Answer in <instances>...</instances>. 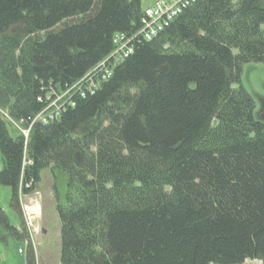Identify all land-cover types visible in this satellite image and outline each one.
Listing matches in <instances>:
<instances>
[{"label":"trees","instance_id":"16d2710c","mask_svg":"<svg viewBox=\"0 0 264 264\" xmlns=\"http://www.w3.org/2000/svg\"><path fill=\"white\" fill-rule=\"evenodd\" d=\"M263 4L197 0L148 40L141 0H0V186L21 214L63 176L59 264H264V120L239 86L264 66Z\"/></svg>","mask_w":264,"mask_h":264},{"label":"rangeland","instance_id":"374dc122","mask_svg":"<svg viewBox=\"0 0 264 264\" xmlns=\"http://www.w3.org/2000/svg\"><path fill=\"white\" fill-rule=\"evenodd\" d=\"M157 0H141L142 8L152 6ZM264 6V4H263ZM239 86H241L255 102V113L258 118L264 115V66L261 64H246L242 66ZM0 114L7 118L6 114ZM7 130L11 138H15L18 132L16 123L9 121ZM18 131V132H17ZM24 139H26L24 137ZM2 159L0 154V171L2 169ZM57 179L52 177L48 170L41 173V181L36 190L30 195L20 196V205L23 207L36 208V218L33 222L34 230L32 240L25 242L15 239L0 224V264H26L25 256L27 245L32 249L35 264H59V230L60 224L57 219L55 206V188L62 192L64 190V180L56 174ZM11 190L0 186V216L6 218L10 225L18 228V231L25 228L23 214H16L10 206ZM22 223V224H21ZM4 237V238H3ZM21 251V252H20ZM244 264H261L260 261L248 260Z\"/></svg>","mask_w":264,"mask_h":264},{"label":"built area","instance_id":"2783aa9c","mask_svg":"<svg viewBox=\"0 0 264 264\" xmlns=\"http://www.w3.org/2000/svg\"><path fill=\"white\" fill-rule=\"evenodd\" d=\"M197 0H157L152 6L143 9V20L142 28L139 35L144 34V37L150 40L152 37L156 36L157 33L168 25L175 17H177L184 9L189 7L190 4ZM133 39V38H132ZM131 38H126L123 35H115L113 38V45L115 46L114 51L110 58L113 59L114 64H118L123 58H126L131 52L129 43ZM106 61L100 63L95 70L92 72V76L100 75L102 79L110 76L108 68H106ZM93 86V85H91ZM64 95L57 97L55 100L48 99V105L43 110L42 113L38 114L34 121H39L42 123H47L58 116L57 103L62 99ZM18 129L24 134V137L28 136V129ZM21 213L24 218L25 232L27 234V239L25 242L32 240L33 236V222L36 218L37 210L32 209L29 206H21ZM21 252V251H20Z\"/></svg>","mask_w":264,"mask_h":264},{"label":"crops","instance_id":"0c3cea01","mask_svg":"<svg viewBox=\"0 0 264 264\" xmlns=\"http://www.w3.org/2000/svg\"><path fill=\"white\" fill-rule=\"evenodd\" d=\"M22 224V223H21ZM19 228V227H18ZM18 228H16V230H18ZM26 262V261H25Z\"/></svg>","mask_w":264,"mask_h":264},{"label":"water","instance_id":"95a60500","mask_svg":"<svg viewBox=\"0 0 264 264\" xmlns=\"http://www.w3.org/2000/svg\"><path fill=\"white\" fill-rule=\"evenodd\" d=\"M262 119L264 120V116H262Z\"/></svg>","mask_w":264,"mask_h":264},{"label":"flooded vegetation","instance_id":"af4514ba","mask_svg":"<svg viewBox=\"0 0 264 264\" xmlns=\"http://www.w3.org/2000/svg\"><path fill=\"white\" fill-rule=\"evenodd\" d=\"M262 116H264V115H262ZM262 116H261V117H262Z\"/></svg>","mask_w":264,"mask_h":264}]
</instances>
